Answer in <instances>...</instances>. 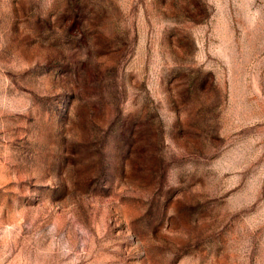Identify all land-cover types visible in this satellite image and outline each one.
<instances>
[{"label": "rangeland", "instance_id": "rangeland-1", "mask_svg": "<svg viewBox=\"0 0 264 264\" xmlns=\"http://www.w3.org/2000/svg\"><path fill=\"white\" fill-rule=\"evenodd\" d=\"M0 264H264V0H0Z\"/></svg>", "mask_w": 264, "mask_h": 264}]
</instances>
